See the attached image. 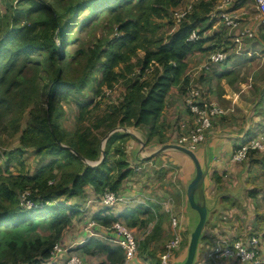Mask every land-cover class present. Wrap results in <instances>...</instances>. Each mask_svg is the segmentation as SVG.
I'll use <instances>...</instances> for the list:
<instances>
[{"label": "trees", "instance_id": "trees-1", "mask_svg": "<svg viewBox=\"0 0 264 264\" xmlns=\"http://www.w3.org/2000/svg\"><path fill=\"white\" fill-rule=\"evenodd\" d=\"M182 2L19 0L13 7L5 8L6 13H0V264L45 262L80 214L78 209L58 200L83 198L86 189L98 199L106 189L119 195L123 184L138 171L140 162H145L134 157L137 140L122 131L107 139L104 158L96 166L87 165L75 154L97 162L103 137L115 127L139 131L145 145L166 142V98L181 84L178 92L182 93L183 106L186 91L182 88L186 82L181 80L187 70L186 59L197 53L207 57L211 50L205 48L208 39L204 33L211 28L207 20L216 0L196 2L167 41L157 33L164 25L173 27L169 15ZM242 4L244 0L237 1L230 11ZM127 5L132 8L123 12ZM107 9L113 14L108 30L114 34L102 38L105 48L100 43L68 53V23L83 12L92 14ZM165 20L167 23H163ZM192 32L199 37L197 41H187ZM118 33L120 37H116ZM257 41L264 45V33ZM139 50L143 52L141 58ZM81 54L86 60L80 66L81 72L75 74L70 66ZM68 57L73 58L69 61ZM230 75L231 72L225 73L226 77ZM120 85L124 93L116 103L112 93ZM89 86L91 94L84 96ZM203 88L210 97L205 85ZM63 103L69 106V124ZM12 139L19 148L8 149L6 143ZM25 150L52 160L31 174L24 173ZM13 161L20 166L16 173L11 172ZM24 193H28L26 200L36 208H26L22 202ZM160 209V205L144 202L119 217L98 213L94 220L104 229L120 221L131 231L136 228L143 232ZM157 231L159 225L154 222L152 231L140 243L137 241L139 257L143 259L148 254L152 264L161 262L154 252L146 251ZM80 250L83 255L104 256L108 264H124L120 247L100 238L87 239ZM77 255L87 264L83 255Z\"/></svg>", "mask_w": 264, "mask_h": 264}, {"label": "crops", "instance_id": "crops-1", "mask_svg": "<svg viewBox=\"0 0 264 264\" xmlns=\"http://www.w3.org/2000/svg\"><path fill=\"white\" fill-rule=\"evenodd\" d=\"M246 3L247 1L237 8L238 10L245 6L247 12L244 20L240 21L239 30L243 32L252 30L256 39L246 34L242 45L244 43L247 47L243 48L240 54L237 51L240 47L232 45L231 35L223 27L219 17L216 19L210 17L211 19L207 20L211 28L204 33L205 39H208L204 44L205 48H211L210 51L222 49L226 51L228 59L223 64L210 63L209 69L203 71L200 81L204 82L212 101L224 107H233L234 112L224 118L214 119L206 140L195 145L191 151L204 173L203 180L198 184L200 199L195 198L194 191H189V185L196 173L192 159L180 150L169 148L147 158L145 162H140L138 171L123 184L119 195L138 197L129 205L117 204L106 207L90 189L85 190L83 198L58 200L59 203L76 208L80 212L59 242L67 251L66 255L68 252H75L80 253L82 257L80 247L87 239L98 238L96 235L102 232L104 226L94 220L96 214L99 213L101 216L112 214L119 217L131 211L136 205L147 202L162 207L153 221L159 225L156 239L146 249L154 252L158 259L164 243L173 236L174 222L181 236V243L173 251L171 257L173 264L187 262L191 245L192 264H249L234 258H210L209 253L219 242L231 245L234 241H241L246 247L251 248L249 239L253 236L259 238V258L261 264H264V153H250L246 160L239 164L232 161L234 149L264 129L262 73L264 58L258 54L260 52L264 55V45L257 41L259 36H256L264 22L260 21L255 13L254 3L249 7L250 10H247ZM200 56L198 53L188 56L186 72L194 66ZM250 70L256 71L258 75L255 76L256 72L250 73ZM226 72H231V75L226 77ZM179 88L181 89V84L166 98V108L163 111V118L168 124L166 142L161 145L144 143L145 153L140 156L148 157L160 147L173 145L176 141L179 135L178 125L188 120V114L182 106V93L178 92ZM182 89L185 90V86ZM135 132L145 142L144 135L139 131ZM179 147L188 149L189 144ZM138 148L139 143L135 146V158ZM31 153L33 157L30 155L29 159L37 160L33 172L51 161L49 157H36L32 151ZM189 194L196 208L206 210L205 222L196 237L193 234L199 224L200 213L192 208ZM167 201L169 204H166ZM166 206H172L171 212H165L168 210ZM135 230L138 231L136 228L132 231L135 233ZM144 238L145 236L140 238L139 243ZM138 254L133 264H152L148 254L143 259ZM83 256L87 264H108L104 256ZM63 259L64 254H60L50 257L42 264H63Z\"/></svg>", "mask_w": 264, "mask_h": 264}, {"label": "built area", "instance_id": "built-area-1", "mask_svg": "<svg viewBox=\"0 0 264 264\" xmlns=\"http://www.w3.org/2000/svg\"><path fill=\"white\" fill-rule=\"evenodd\" d=\"M239 0H220L216 2V5L211 12V18L219 17L222 24L228 29V33L231 35L232 43L237 45L239 48L242 45V40L247 34L250 38L253 37L254 33L252 30L240 31L239 25L240 21L244 20V12H235L236 10L230 11L234 3ZM199 2L198 0H190L179 5L172 11L171 21L173 27H171L170 33H173L177 26L184 20V18L191 12L193 6ZM254 9L257 13L260 21L264 22V0H255ZM196 32H192L187 41L194 42L198 40ZM227 59L226 51L222 49H216L210 52L206 62L194 66L188 70L185 74L186 93L183 99L184 107L188 113V120L182 121L179 124V135L176 138L174 144L183 145L189 144V149L193 150L195 145L203 143L208 135V132L213 126L214 119L222 118L228 116V114L233 113V107H224L215 101L209 99L206 95L204 88L199 84L198 76L199 72L208 69L209 64L213 62L222 63ZM201 75V74H200ZM264 153V129L255 137L249 139L245 144L236 148L232 153V161L235 163H240L244 161L249 153ZM28 193L22 195V202L28 208H36V205L30 203L27 199ZM136 197H123L112 193L110 191H105L101 198V202L108 206H113L117 203L130 204L136 201ZM166 204H169L168 202ZM167 207V206H166ZM173 226L175 223L173 222ZM151 231L152 225H148L145 229ZM144 229V231H145ZM175 229V227H174ZM110 232V233H107ZM98 238L103 239L113 245L120 247L124 256V264H132L137 256L138 250V240H136L133 232L128 229V227L120 221L112 223L109 229H103L101 233L96 235ZM180 235L177 230H174V237L167 241L165 244L164 251L160 257L161 264H171L170 257L171 252L177 248L180 244ZM259 238L251 237L249 239V244L251 248L246 247L241 241H234L231 245H227L224 242H219L215 245L213 250L209 253L210 258L228 259L234 258L238 259L242 263L249 264H261L259 258ZM59 244H55L51 252V257L60 255L64 253ZM63 264H85L83 261L74 253H68L65 257Z\"/></svg>", "mask_w": 264, "mask_h": 264}, {"label": "rangeland", "instance_id": "rangeland-1", "mask_svg": "<svg viewBox=\"0 0 264 264\" xmlns=\"http://www.w3.org/2000/svg\"><path fill=\"white\" fill-rule=\"evenodd\" d=\"M18 1L19 0H0V13L4 14L5 8L7 9L8 7H13ZM188 1H190V0H183L181 5H183V3L188 2ZM246 1H247L246 8H247V10H250L249 7L253 6L254 0H244V3ZM131 8H132V6L127 5V6L123 7L122 11L123 12L128 11V9H131ZM211 12L209 13V16L212 15ZM235 12H244L245 14H247V12L245 10V6L242 9L236 10ZM112 17H113V14L109 11V9L104 10L100 13L96 12V13H92V14H89V12L86 11V12L81 13L78 17H75L71 22L68 23L69 24L68 40H69L71 46L68 47L67 52L70 54H74L77 51V49L86 50L90 46L93 47V46L100 44V43H102V47L105 48V46H104L105 41H103L102 38L103 37L111 38L114 34V32H109V30H108V28H110L109 21L112 19ZM171 17H172V12L169 15V19H171ZM163 23H167V21L165 20ZM226 30L228 32V29H226ZM262 32H264V29H258L256 36L257 35L260 36ZM157 33L163 35L165 41H167L168 40L167 38L170 37V35H169L170 30L168 29V25H164L163 27H159ZM120 36H121L120 33L116 34V37H120ZM252 38L256 39V37L254 35ZM133 45H135V43H133ZM232 45H234V44H232ZM234 46L237 47V45H234ZM246 47H247V45H245L243 43V45L240 46L239 50H237L238 53L240 54L241 52H243V48H246ZM235 51H236V49H235ZM258 54L260 57L264 58V55H261L260 52H258ZM142 56H143V52L139 50L138 57L141 58ZM72 58L73 57H70V58L68 57L67 59L69 61H71ZM207 59H208V56L206 57V55H202V56H200V58L197 60V62L194 65L198 66L199 64L206 62ZM85 60H86L85 54H81V55L76 57V59H75L76 63L74 65L70 66L71 69L76 72L75 74H78L79 72H81L82 68L80 66L84 64ZM132 61L135 62V59H133ZM204 70H207V69H204ZM255 72L256 71L250 70V73H252V74H254ZM262 73L264 74V72H262ZM200 74H201V71L199 72L198 76H200ZM257 75H258V73L256 72L255 76H257ZM260 77H261V75H260ZM98 79H99V76H98ZM199 84H201L202 86L205 85L204 82H202L200 80H199ZM90 90H91V86L86 88L85 91L83 92L84 96H86L87 94H91ZM105 92H106V94H110L109 93L110 91H108V90H105ZM122 93H124V87L123 86L120 85V86H116L114 88L112 94H113V99L116 100L115 101L116 103L120 101L119 99H120ZM209 98L211 99V97H209ZM95 100H99V97H96ZM63 107H65L66 115H67V116H65L66 117L65 121H66V123L69 124V121L72 122V117L69 116V114H70L69 113V106L67 107L63 103ZM101 108H104V105L101 106ZM61 119L62 118H60V120H59L60 125H62ZM64 126H65V122H64ZM129 131L134 133V135L138 139H141V136L138 135L134 129H130ZM6 145H8V149H14V148L18 147V142L15 141V139H12L9 143H6ZM30 155H32L31 150H25V154L22 156V163H23V166L26 170V171L25 170H23V171H24V173H26L28 171L29 174L33 173V169L37 163L36 159L35 160L29 159ZM140 155H142V154H140ZM140 155H139V158L142 157ZM135 156H137V151L135 153ZM32 157H33V155H32ZM50 159L52 160V158H50ZM138 160L144 161V160H146V158L138 159ZM5 163H6V161H4V159L2 158L1 164L4 165ZM12 165L13 166H11V170H13V171H11V172L15 173L14 171H17L20 168V166L15 161H13ZM133 166L136 168L135 163H133ZM171 208H172V206H171ZM176 228H177V226H176ZM141 232L142 231L138 232L135 230V233H134V231H133V234H134L136 240H140V238L146 236L148 234V229L146 228L145 231H143L142 233ZM173 251H172V254H173Z\"/></svg>", "mask_w": 264, "mask_h": 264}, {"label": "water", "instance_id": "water-1", "mask_svg": "<svg viewBox=\"0 0 264 264\" xmlns=\"http://www.w3.org/2000/svg\"><path fill=\"white\" fill-rule=\"evenodd\" d=\"M118 131H122V132H125V133H129V134H131V135L137 140V142L139 143V148H138V150H137V156H136V157H137L138 159H144V158L147 159V158H149V157L156 156V155L160 154L161 152H163V151H165V150H167V149H169V148H174V149H177V150H180V151L186 153V155H188V156L192 159V161H193V163H194V165H195V169H196L195 178L193 179V181H192L191 184L189 185V191H190V192H191V191H194V189L196 188V186H197V185L203 180V177H204L203 174H204V173H203L202 169L200 168V166H199V164H198V162H197V160H196L194 154H193L190 150L185 149V148H183V147L176 146V145H164V146L160 147L159 149H157L154 153L150 154L148 157H140V158H139V155H140V154H144V153H145L144 142H143L141 139H138V138L134 135V133H132V132L129 131L128 129H126V128H122V127H115L114 129L110 130L108 133L105 134V136L103 137V139H102V141H101V157H100V159H99L97 162H94V163H92V162H88V161H86L83 157H81L79 154H75V153L73 152V150H71V152H73L77 157H79V159H80L82 162L86 163L87 165L92 166V167H93V166H96V165H98V164L103 160V158H104V155H105V153H104V145H105L107 139H108L113 133H116V132H118ZM189 201H190V204H191L192 208L196 209V210L198 211V213H200V221H199V224H198V226H197V228H196V230L194 231V234H193L194 237H196V236L200 233V231H201V229H202V227H203V224H204V222H205L206 210H205L204 208H196V206H194V204L192 203V200H191L190 194H189ZM192 246H193V245H191V247H190V256H189V258H188V260H187V262H186L185 264H192Z\"/></svg>", "mask_w": 264, "mask_h": 264}, {"label": "clouds", "instance_id": "clouds-1", "mask_svg": "<svg viewBox=\"0 0 264 264\" xmlns=\"http://www.w3.org/2000/svg\"><path fill=\"white\" fill-rule=\"evenodd\" d=\"M255 13H256V12H255ZM256 14H257V13H256ZM227 59H228V57H227ZM227 59H226V60H227ZM224 62H225V61H224ZM222 63H223V62H222ZM192 67H194V66H192ZM192 67H191V68H192ZM191 68H190V69H191ZM208 69H209V68H208ZM203 71H205V70H203ZM203 71H202V73H203ZM187 72H188V71H187ZM187 72H186V73H187ZM186 73H185V74H186ZM202 73H201V75H200V78H201V76H202ZM200 78H199V80H200ZM199 80H198V82H199ZM181 81H185V75L183 76V78H182ZM185 82H186V81H185ZM186 85H187V83H186ZM185 91H186V86H185ZM183 99H184V97H183ZM183 106H184V103H183ZM184 108H185V107H184ZM187 114H188V113H187ZM225 117H226V116H225ZM222 118H224V117H222ZM178 131H179V125H178ZM210 131H211V130H210ZM210 131L208 132V134L210 133ZM207 136H208V135H207ZM177 137H178V136H177ZM205 140H206V138H205ZM246 142H247V141H246ZM174 143H175V142H174ZM174 143H173V145H176V144H174ZM183 145H184V144H183ZM242 145H243V144H242ZM176 146H179V145H176ZM180 146H181V145H180ZM240 146H241V145H240ZM237 148H238V147H237ZM235 149H236V148H235ZM235 149H234V150H235ZM188 150H190V149L188 148ZM190 151H192V150H190ZM251 153H254V152H251ZM249 154H250V153H249ZM137 159H138V158H137ZM245 160H246V159H245ZM245 160H244V161H245ZM244 161H242V162H244ZM242 162H240V163H242ZM238 164H239V163H238ZM136 170H137V169H136ZM105 191H109V190L106 189ZM105 191H104V193H105ZM110 192H111V191H110ZM104 193H103V195H104ZM112 193H114V192H112ZM103 195H102V196H103ZM120 196L126 197V196H124V195H120ZM128 197H129V196H128ZM131 197H133V196H131ZM101 198H102V197H101ZM101 198L99 199L100 203H102V202H101ZM126 198H127V197H126ZM167 202L169 203V201H167ZM102 204H103V203H102ZM103 205H105V204H103ZM105 206H108V205H105ZM111 206H112V205H111ZM26 208H27V207H26ZM31 209H32V208H31ZM166 209H168V210L165 211V212H171V206H170V207L167 206ZM115 222H116V221H115ZM149 225H152V229H153V227H154V222H152V223L149 224ZM174 227H175V229H176L177 232H178V228H176V224H175V226H173V224H172L173 236H172L169 240H171V239L174 237V230H175ZM152 229H151V231H152ZM151 231H150V232H151ZM132 232H133V231H132ZM150 232H149V233H150ZM149 233H148V234H149ZM178 233H179V232H178ZM179 235H180V234H179ZM180 239H181V236H180ZM169 240H168V241H169ZM166 243H167V242H166ZM166 243H165V244H166ZM180 243H181V241H180ZM56 244H59V243H56ZM179 245H180V244H179ZM59 246H60V245H59ZM138 246H139V243H138ZM164 246H165V245H164ZM164 246H163V251H164V248H165ZM60 247H61V246H60ZM178 247H179V246H178ZM178 247H177V248H178ZM61 248H62V247H61ZM177 248H175V249H177ZM62 249H63V248H62ZM175 249H174V250H175ZM63 250H64V249H63ZM172 251H173V250H172ZM66 252H67V251L65 250L64 253H61V254H64V259H65V257L67 256V255H66ZM68 253H74V254H76L75 252H68ZM162 253H163V252H162ZM162 253H160V257H161V255H162ZM137 254H138V250H137ZM76 255H77V254H76ZM77 256H78V255H77ZM50 257H51V254H50ZM78 257H79V256H78ZM160 257H159V258H160ZM171 257H172V252H171ZM171 257H170V263L173 264L172 261H171ZM64 259H63V261H64ZM136 259H137V256H136ZM136 259H135V261H136ZM160 261H161V259H160ZM133 263H134V262H133ZM133 263H132V264H133ZM160 264H161V262H160Z\"/></svg>", "mask_w": 264, "mask_h": 264}, {"label": "bare ground", "instance_id": "bare-ground-1", "mask_svg": "<svg viewBox=\"0 0 264 264\" xmlns=\"http://www.w3.org/2000/svg\"><path fill=\"white\" fill-rule=\"evenodd\" d=\"M193 194L195 195L196 199H200L199 185L196 186V188L194 189Z\"/></svg>", "mask_w": 264, "mask_h": 264}]
</instances>
